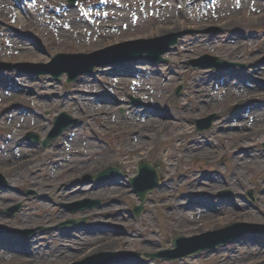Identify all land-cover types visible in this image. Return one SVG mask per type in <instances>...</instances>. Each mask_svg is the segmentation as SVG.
I'll list each match as a JSON object with an SVG mask.
<instances>
[{
  "label": "rangeland",
  "instance_id": "rangeland-1",
  "mask_svg": "<svg viewBox=\"0 0 264 264\" xmlns=\"http://www.w3.org/2000/svg\"><path fill=\"white\" fill-rule=\"evenodd\" d=\"M64 1L49 0L53 5ZM169 1L173 4L172 9L155 12L153 16L156 18L141 19L136 27H131L129 18L119 22V26L128 27L127 31L107 27L95 30L94 36L81 37L70 32L46 30H37L34 37L29 32L41 17L29 19L13 0L0 1V26L8 27L5 28L8 29L6 37L0 39V59L9 62L28 61L39 65L59 55L91 54L127 40L167 32L166 35L195 32L179 38L175 49L164 56L167 64L150 65L138 61L130 67L135 71L100 69L93 76H86L83 82L79 80L72 85L65 80L61 84L53 83L48 76L36 79L33 74L22 76L14 72L11 80L14 79L16 92L11 91V95L6 96L0 91V158L5 160L4 165L0 164V172L10 185L8 191L0 190V226L52 229L61 222L83 215L95 218L101 223L102 230L98 228L91 235L76 232L77 237L69 239L57 230L30 237L0 234V264H70L84 262L79 260L103 251L142 249L155 253L171 247V239L175 236H199L235 224L264 226V0H248L239 11L234 10L230 17L220 20L194 17L190 12L191 2L185 5L179 1L183 6L179 12L173 0ZM194 6L200 10L198 5ZM148 10H155L154 5L148 4ZM231 17L245 20L228 25L230 19L227 18ZM74 23L79 28L82 26L77 21ZM15 29L27 33V40ZM35 46L39 47L38 51ZM11 47L15 49L6 50ZM206 55L247 64V69L235 70V73L244 74V80L234 75L225 83L206 81V78H216L211 68L194 70L192 67L196 60ZM79 60L86 61L85 58ZM72 61L66 57L57 60L60 66L70 65ZM160 69L163 75L158 72ZM249 76L254 83L247 92L245 81ZM135 81H139V88H146L147 84L153 86L148 92H141L132 87ZM179 86H183V90L178 97ZM111 88L118 95L109 98L107 92ZM129 96L150 104L144 115L123 102L130 101ZM122 106L124 113L118 109ZM62 111L84 121L75 136L77 151L84 158H75L68 166L72 167L71 171L61 161L54 160L50 153L43 159L46 169L42 167V155L35 159L36 162L20 166L21 158H27V151L25 147H19L17 141L37 125L41 126L36 131H45L54 114ZM165 115L173 117V123L164 124L157 119ZM209 118L212 125L208 130L194 131L193 123L203 120L208 124ZM7 136H11L9 142L17 146L15 154L10 149L11 144H5ZM171 141L175 148L170 149L164 144ZM165 149L169 150L166 152ZM92 157V161L83 162V159ZM190 158L198 160L191 168ZM143 161H160V172L167 182L154 192L155 204H146L147 213L140 217L142 219L132 220L124 212V207L129 209V205H135L136 197L125 202L129 189L118 185L104 186L96 192L83 186L81 189L86 191L85 194L77 193L68 198L80 189L81 177L86 176L91 167L101 170L117 164L132 172L135 165ZM28 167L33 169L28 171ZM38 183L44 187L38 189ZM27 189H36L34 191L45 196L47 201L26 198L18 193V190ZM179 191H186L189 195L177 199ZM216 192L235 196L232 200L217 201ZM249 192H254L255 202H248ZM82 198H99L105 205L101 210L78 215L68 214L58 206ZM196 199L201 203L191 205ZM19 203V213L14 219H8L6 210ZM40 206L46 208L40 209ZM74 234L69 229L68 237ZM190 248L192 246H187L185 250ZM34 258H38L37 261H33ZM208 262L264 264V232L245 235L224 248L220 246L214 251L194 254L181 264Z\"/></svg>",
  "mask_w": 264,
  "mask_h": 264
},
{
  "label": "bare ground",
  "instance_id": "bare-ground-1",
  "mask_svg": "<svg viewBox=\"0 0 264 264\" xmlns=\"http://www.w3.org/2000/svg\"><path fill=\"white\" fill-rule=\"evenodd\" d=\"M245 20V18H242L241 20H240V22H235L234 23V21H230V22H228V24H232V23H234V24H236V23H241L242 21H244ZM99 58H101V57H99ZM224 82H225V80H223ZM215 229H218V228H215Z\"/></svg>",
  "mask_w": 264,
  "mask_h": 264
},
{
  "label": "water",
  "instance_id": "water-1",
  "mask_svg": "<svg viewBox=\"0 0 264 264\" xmlns=\"http://www.w3.org/2000/svg\"><path fill=\"white\" fill-rule=\"evenodd\" d=\"M140 192V194H142V196H145V192H141V191H139Z\"/></svg>",
  "mask_w": 264,
  "mask_h": 264
}]
</instances>
